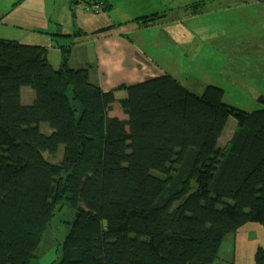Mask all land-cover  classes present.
<instances>
[{
    "label": "trees",
    "instance_id": "1",
    "mask_svg": "<svg viewBox=\"0 0 264 264\" xmlns=\"http://www.w3.org/2000/svg\"><path fill=\"white\" fill-rule=\"evenodd\" d=\"M102 5L79 9L110 11ZM202 6L132 22L148 28ZM53 47L57 68L46 46L0 38V264H31L67 201L74 220L58 264H213L226 235L264 225V108H234L213 85L197 95L169 74L102 91L88 66L70 67L71 46ZM22 88L34 94L29 104ZM113 105L125 119L110 116ZM229 118L235 128L218 147ZM161 149L169 181L144 205L161 180L152 170ZM254 264H264V247Z\"/></svg>",
    "mask_w": 264,
    "mask_h": 264
},
{
    "label": "crops",
    "instance_id": "2",
    "mask_svg": "<svg viewBox=\"0 0 264 264\" xmlns=\"http://www.w3.org/2000/svg\"><path fill=\"white\" fill-rule=\"evenodd\" d=\"M103 1L106 6H111L110 11L93 14L79 8L72 12L69 0H0V38L13 40L9 37L18 36L17 31L24 30L29 34L31 41H45L38 43H43L42 46L48 48V58L52 66L54 63L59 64V56L55 59L56 55L50 51L55 48L54 44L71 46L70 67L77 69L88 66L89 80L102 91L143 83L164 74L176 77L175 79L186 88L182 81L196 76L198 66L213 63L220 69L226 64L220 53L214 52L220 49L221 38H225L223 41L228 42V45H233L228 46L229 53L236 50L235 34L229 33L227 37L218 18L215 20L218 15L215 5L207 12L202 6L192 16L183 9L177 12L173 10L168 21L148 28L132 22L140 16L159 11L160 7L168 10L192 3L213 4L216 0ZM253 1H247L248 6L260 7L259 13L264 24V0H255L257 6L252 4ZM256 12V9L251 11ZM73 26L85 35L73 37ZM233 32H236L234 28ZM262 34L264 37V31ZM54 35H57L55 41L52 40ZM260 64L264 66V63ZM260 96L264 97V90ZM110 116L126 118L117 105L112 106ZM158 155L167 157L168 151L159 150L154 159ZM246 230L240 229L233 235V246L242 243L241 233L249 232ZM259 236L255 244L259 246H255L254 252L257 247H264V233L260 232ZM241 259L243 264H254V254L249 253L247 257L242 253ZM41 261V264H51L55 261V256L45 253L41 256ZM231 264H241L234 254Z\"/></svg>",
    "mask_w": 264,
    "mask_h": 264
},
{
    "label": "rangeland",
    "instance_id": "3",
    "mask_svg": "<svg viewBox=\"0 0 264 264\" xmlns=\"http://www.w3.org/2000/svg\"><path fill=\"white\" fill-rule=\"evenodd\" d=\"M160 1L162 2V0ZM247 1L249 0H216L213 4L205 2L202 9L206 12L212 9V5H215V10H218V15L215 16V20L218 18L220 27L222 31L226 32V36L229 37V33L235 34L236 38L234 43H236V50L234 53L231 51L229 53L228 46L233 45L231 43L228 45V42L223 41L225 38H221L220 49L214 50V52L220 53V57L225 59L226 64L220 69L214 66L215 64L213 63L198 66L197 75L190 77L187 81H182V84H184L188 90L198 95L201 94L207 85L220 87L224 91V103L238 108L239 110L251 112L264 108V106L258 102V98L263 94L264 90V66L260 64L264 63V37H262L264 24L262 23L263 18L259 13V11H261L260 7L251 8L248 6L249 4ZM252 4L254 6L258 5L255 0ZM190 9L193 11L192 8ZM255 9L257 12L251 13V11H255ZM162 23L164 22H160L159 24ZM233 28L236 32H233ZM17 32L18 36H11L9 39L16 40L22 44L39 46H42L43 43L39 44L38 42H45L37 40L35 43V41H31L28 38L29 34L24 30H18ZM175 45L179 47L178 43ZM50 51L56 55L55 59H58L57 48L50 49ZM58 65L54 63L53 67L57 68ZM25 93H29L31 99L34 97V94L29 88L21 89L22 104H29L31 101L26 98L28 94L25 95ZM234 127V119L229 118L227 126L219 140L218 147H222L226 144ZM39 129L42 133L50 132L46 124H40ZM60 155L61 148L58 156L60 157ZM167 157L166 155H158L154 159L152 170L161 180L148 194L143 202L144 205H150L169 181V178L164 174ZM73 220L74 212L67 201L61 206L60 210H56L53 223L45 232L31 264H41V256L45 253H52L55 256V261L51 264L59 263L62 243L69 232ZM242 229H247L246 231H249L241 233L243 234L240 237L242 243L239 242L233 246V234L226 235L219 250L218 258L213 264H231L233 254L238 261L243 264V260L241 259L242 253L246 254L247 257L249 253L254 254L255 246H259L255 245L256 240L260 238V232L264 233V225L247 224V226Z\"/></svg>",
    "mask_w": 264,
    "mask_h": 264
},
{
    "label": "built area",
    "instance_id": "4",
    "mask_svg": "<svg viewBox=\"0 0 264 264\" xmlns=\"http://www.w3.org/2000/svg\"><path fill=\"white\" fill-rule=\"evenodd\" d=\"M73 6L74 7H77V8H80V7H83V9H86L88 11H92L94 13H101L102 12V2L103 0H73ZM90 1H93L92 5L89 6V7H86L85 4L90 2ZM71 5V7H73Z\"/></svg>",
    "mask_w": 264,
    "mask_h": 264
}]
</instances>
